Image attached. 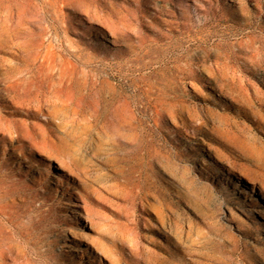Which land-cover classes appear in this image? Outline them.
<instances>
[{
	"label": "rangeland",
	"instance_id": "1",
	"mask_svg": "<svg viewBox=\"0 0 264 264\" xmlns=\"http://www.w3.org/2000/svg\"><path fill=\"white\" fill-rule=\"evenodd\" d=\"M263 107L264 0H0V264H264Z\"/></svg>",
	"mask_w": 264,
	"mask_h": 264
},
{
	"label": "bare ground",
	"instance_id": "2",
	"mask_svg": "<svg viewBox=\"0 0 264 264\" xmlns=\"http://www.w3.org/2000/svg\"><path fill=\"white\" fill-rule=\"evenodd\" d=\"M240 89V88H239ZM243 93V92H242ZM245 93V92H244ZM243 93V94H244ZM241 94V93H240ZM243 94H241V95H243ZM247 94V93H246ZM258 94V93H257ZM262 94V93H261ZM252 95V94H251ZM256 97H257V95H255ZM259 96V95H258ZM232 97V96H231ZM234 97V96H233ZM239 98H241V96L239 95ZM252 98V97H251ZM254 98V97H253ZM238 99V98H237ZM259 99V98H258ZM245 100V99H244ZM251 100V99H250ZM236 101V100H235ZM243 103V102H242ZM251 103V102H250ZM256 103V102H255ZM252 104V103H251ZM243 106V105H242ZM258 107V106H257ZM264 108V107H263ZM250 109V108H249ZM258 109V108H257ZM261 110V109H260ZM259 110V111H260ZM258 111V110H257ZM264 111V110H263ZM254 112V111H253ZM258 113V112H257ZM255 114V113H254ZM259 116V115H258ZM256 117V116H255ZM262 119V118H261ZM262 122V121H261ZM262 125V124H261ZM248 138V137H247ZM246 138V139H247ZM247 140H249V138L247 139ZM246 142V141H245ZM242 143V142H241ZM251 144H253V143H251ZM255 144V143H254ZM243 145V144H242ZM246 146H247V142H246V144H245ZM249 145V144H248ZM246 146H244V147H246ZM254 146V145H253ZM262 146V145H261ZM248 148V147H247ZM247 148H246V150H247ZM249 148H251V147H249ZM248 148V149H249ZM260 147H258V149H259ZM253 149V148H252ZM257 149V150H258ZM262 150V149H261ZM251 151V150H250ZM252 152H254V151H252ZM245 154H247V153H245ZM261 154H263V150L261 151ZM208 155V154H207ZM252 157H254V156H252ZM204 158V157H203ZM218 158V157H217ZM263 158V157H262ZM201 159V158H200ZM206 159V158H205ZM202 162L203 163H205L206 162V160H202ZM201 162V163H202ZM47 164L48 165H52L51 164V161H47ZM56 168H58L59 166H55ZM262 168V167H261ZM59 169H61L62 171H63V168L61 167H59ZM71 176V175H70ZM69 177V176H68ZM236 182L238 183L239 181L238 180H236ZM63 186V185H62ZM238 186H239V190H238V192L239 193H241V194H243V193H245V192H249V197L251 196V197H253V196H257L258 195V191L255 189V188H253V187H251L250 189L249 188H244L242 185H240V184H238ZM238 194V193H237ZM245 196V195H244ZM248 197V198H249ZM261 198V200H260V202H259V205L261 206V208H264V195H262V196H260ZM247 198V199H248ZM254 199V198H253ZM70 206H73V204H70ZM77 213V217H79V218H81L82 217V215L80 214V213H78V212H76ZM263 217V216H262ZM261 218V217H260ZM262 219V218H261ZM88 247V246H87ZM84 248V247H83ZM160 253V252H159ZM157 254H155L154 256H156ZM159 255V254H158ZM169 256V255H168ZM160 258V257H159ZM158 260V259H157ZM168 262V261H167Z\"/></svg>",
	"mask_w": 264,
	"mask_h": 264
}]
</instances>
